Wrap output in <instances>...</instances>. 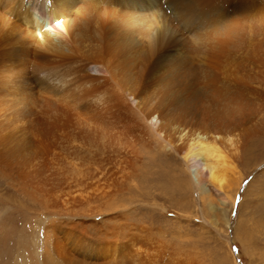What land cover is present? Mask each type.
I'll return each mask as SVG.
<instances>
[{
    "label": "bare ground",
    "instance_id": "1",
    "mask_svg": "<svg viewBox=\"0 0 264 264\" xmlns=\"http://www.w3.org/2000/svg\"><path fill=\"white\" fill-rule=\"evenodd\" d=\"M165 2L0 0V264H198L129 218L189 193L229 249L237 135L264 140V0Z\"/></svg>",
    "mask_w": 264,
    "mask_h": 264
},
{
    "label": "rangeland",
    "instance_id": "2",
    "mask_svg": "<svg viewBox=\"0 0 264 264\" xmlns=\"http://www.w3.org/2000/svg\"><path fill=\"white\" fill-rule=\"evenodd\" d=\"M165 1L167 0H161V2L168 5L169 2ZM154 6L155 5H152L153 8ZM157 18L161 20V17L157 16ZM160 23L163 24V21ZM178 31L182 34H185V31L183 32V30ZM262 118L264 119V114L262 116L261 109L260 112L256 114L254 118H252V121L248 123V127L250 126V128H260V120H262ZM260 137L259 139L258 137L254 139L255 136H251L248 138V140H246L237 135V138H239L240 142L242 141L243 143H248L245 152H239L240 157H237V160L235 161V165L237 166L236 170L239 171V173L241 174V179L243 180L240 179L241 183L238 186V192L234 197V206L231 212H229L230 225L232 224L233 226V229H231L228 234V238L230 240L229 249L227 245L222 242V240H213V237L207 234L204 228L202 229V224L200 222L202 221V218H208V215L211 213V211L207 203H204L198 198V196L192 195L190 193V195L187 194L184 198L185 201L177 206V199L175 197L173 198L174 203L172 202V204H169L160 195L158 197V201L159 203H162L163 200L165 201L164 206L167 209L166 212H161V210L158 209L157 206L146 204L147 202H144V204L139 202V204L135 205L134 208L131 207L129 218L132 220L134 218H141V221H152L153 223L156 222V225L163 228L164 230V235L166 236V238H164L165 236L162 238H164L167 243H169V241L172 242L175 246V249L178 250L179 248V251L184 249L187 250V248H190L189 252L193 254L192 258H194L196 260V263L198 264H233L230 261L232 258H235V264H263L264 232L262 231V229L264 226V140L262 136ZM253 143L255 144V147L253 146ZM214 193V201L216 204L214 208L216 211H219L221 210V208L218 207L220 196L216 191H214ZM157 195L158 194L156 193L154 196ZM24 204L26 203L24 202ZM222 206L225 207V205L223 204ZM174 207L178 208L175 209ZM176 210L181 214H183L182 212L190 211L191 218H188L186 220L177 218L174 215V211L176 212ZM228 210H230V208ZM249 221L251 222V224ZM238 230L240 232H238ZM248 232H250V234L254 236V238L252 237L253 239H251V243L248 245L235 238L236 236L247 235ZM185 246L187 247L185 248ZM252 248L253 252H255V254L253 255L251 253L252 251L250 250ZM230 254L233 256L232 258ZM260 255L261 257L259 258ZM170 260H172V258H170L169 261ZM155 262L152 261L151 263L149 261V263L151 264H159V262ZM144 263L147 264L148 262ZM138 264L140 263L138 262Z\"/></svg>",
    "mask_w": 264,
    "mask_h": 264
}]
</instances>
